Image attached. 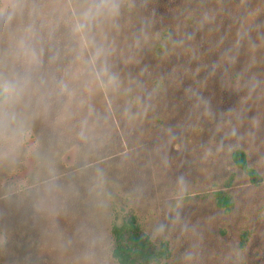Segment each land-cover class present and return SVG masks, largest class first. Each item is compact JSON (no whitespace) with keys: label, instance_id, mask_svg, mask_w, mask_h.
Segmentation results:
<instances>
[{"label":"rangeland","instance_id":"rangeland-1","mask_svg":"<svg viewBox=\"0 0 264 264\" xmlns=\"http://www.w3.org/2000/svg\"><path fill=\"white\" fill-rule=\"evenodd\" d=\"M132 215L152 264H264V0H0V264H118Z\"/></svg>","mask_w":264,"mask_h":264},{"label":"trees","instance_id":"trees-1","mask_svg":"<svg viewBox=\"0 0 264 264\" xmlns=\"http://www.w3.org/2000/svg\"><path fill=\"white\" fill-rule=\"evenodd\" d=\"M232 158L236 165L247 174L251 183L261 184L262 176L248 164L243 150H235ZM213 194L217 206L227 213L230 212L234 205L232 196L226 191H216ZM112 233L114 236L112 255L118 264H152L168 255L167 243H161V247L158 248L147 235L141 233L136 217L133 215L117 218L112 225ZM244 245L245 239L241 247Z\"/></svg>","mask_w":264,"mask_h":264},{"label":"clouds","instance_id":"clouds-1","mask_svg":"<svg viewBox=\"0 0 264 264\" xmlns=\"http://www.w3.org/2000/svg\"><path fill=\"white\" fill-rule=\"evenodd\" d=\"M104 2V0H101V3H103ZM97 7H99V5H97ZM86 16H87V14H86Z\"/></svg>","mask_w":264,"mask_h":264}]
</instances>
